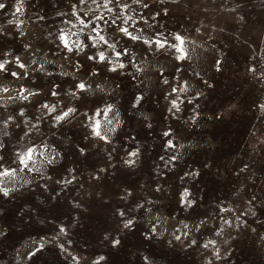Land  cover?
Instances as JSON below:
<instances>
[{"label": "rangeland", "instance_id": "rangeland-1", "mask_svg": "<svg viewBox=\"0 0 264 264\" xmlns=\"http://www.w3.org/2000/svg\"><path fill=\"white\" fill-rule=\"evenodd\" d=\"M0 3V264H264V0Z\"/></svg>", "mask_w": 264, "mask_h": 264}, {"label": "snow or ice", "instance_id": "snow-or-ice-1", "mask_svg": "<svg viewBox=\"0 0 264 264\" xmlns=\"http://www.w3.org/2000/svg\"><path fill=\"white\" fill-rule=\"evenodd\" d=\"M81 2H83V0H81ZM4 7H5V5L3 3H0V9H2ZM125 7H126V5H125ZM121 31L124 32L125 34L131 36V33H128L127 32V29H121ZM60 38H61V40L64 41L65 46L67 47L68 46V42H67L64 34H61V37ZM131 38L134 39V40H138L139 39V37H135V36H132ZM100 39L103 40L104 37L101 36ZM177 39H181V38L178 36ZM146 42H149L150 43L151 41H146ZM165 43H166V41L158 42V46L161 47V48H163ZM68 50L71 51V48H69ZM181 51H183V49H181ZM98 55H99L100 60H104L105 59V54L103 52L99 53ZM116 55L117 56H120L121 55V52H116ZM88 58L89 59H92V57H88ZM21 67H23V65H21ZM120 67H123V65L121 64ZM3 68H4V64L3 63H0V69H3ZM13 75H16V73H13ZM76 87H78L79 89L83 90V89H85L86 85L83 82H80L78 85H76ZM74 111H75L74 108H69L68 109V112H74ZM67 114H68L67 112L66 113H63L64 116H66ZM61 118H62L61 116H57L56 117L57 120H59ZM98 125H99V122L97 121V123H96V125L94 127H97L98 128ZM96 134L99 135V132L97 131ZM81 151H83V149H81ZM28 152L30 153L31 152V149H29ZM28 158H30V156ZM21 162H24V158L23 157H21ZM128 223L130 224L131 221H129ZM177 239H179V237H177ZM114 243H117V241H114Z\"/></svg>", "mask_w": 264, "mask_h": 264}]
</instances>
